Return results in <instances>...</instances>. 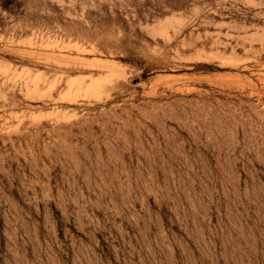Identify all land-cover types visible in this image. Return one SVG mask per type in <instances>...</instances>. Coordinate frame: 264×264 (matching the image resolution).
<instances>
[{
	"label": "rangeland",
	"instance_id": "obj_1",
	"mask_svg": "<svg viewBox=\"0 0 264 264\" xmlns=\"http://www.w3.org/2000/svg\"><path fill=\"white\" fill-rule=\"evenodd\" d=\"M0 264H264V0H0Z\"/></svg>",
	"mask_w": 264,
	"mask_h": 264
}]
</instances>
